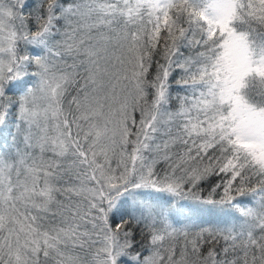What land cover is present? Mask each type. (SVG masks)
<instances>
[{"label":"snow or ice","instance_id":"6c2138e0","mask_svg":"<svg viewBox=\"0 0 264 264\" xmlns=\"http://www.w3.org/2000/svg\"><path fill=\"white\" fill-rule=\"evenodd\" d=\"M0 264H264V0H0Z\"/></svg>","mask_w":264,"mask_h":264}]
</instances>
